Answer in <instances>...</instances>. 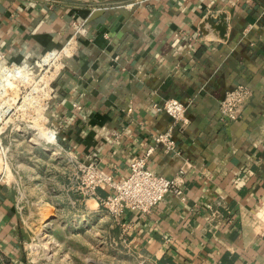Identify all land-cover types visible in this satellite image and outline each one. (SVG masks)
Segmentation results:
<instances>
[{
    "label": "crops",
    "instance_id": "1",
    "mask_svg": "<svg viewBox=\"0 0 264 264\" xmlns=\"http://www.w3.org/2000/svg\"><path fill=\"white\" fill-rule=\"evenodd\" d=\"M74 21L84 32L49 115L61 128L65 195L91 225L103 223L124 258L114 264H264V0H0V66L61 48ZM237 85L251 95L229 123L217 108ZM171 98L186 105L184 124L153 108ZM169 128L176 147L165 153L154 136ZM149 147L147 167L180 185L151 212L117 222L76 188L71 157L120 179ZM30 213L5 179L0 264H37Z\"/></svg>",
    "mask_w": 264,
    "mask_h": 264
},
{
    "label": "rangeland",
    "instance_id": "2",
    "mask_svg": "<svg viewBox=\"0 0 264 264\" xmlns=\"http://www.w3.org/2000/svg\"><path fill=\"white\" fill-rule=\"evenodd\" d=\"M42 57L14 62L27 66L10 74L11 63L0 66V145L7 160L6 179L30 207L27 253L37 264L123 261V255L113 254L107 244L103 223L91 225L81 205L65 195L66 172L58 151L61 128L49 115L54 95L50 88L59 78L62 62L42 66ZM45 206L47 219L41 215Z\"/></svg>",
    "mask_w": 264,
    "mask_h": 264
},
{
    "label": "built area",
    "instance_id": "3",
    "mask_svg": "<svg viewBox=\"0 0 264 264\" xmlns=\"http://www.w3.org/2000/svg\"><path fill=\"white\" fill-rule=\"evenodd\" d=\"M84 26V21H74L72 23V33L65 44L59 49L49 50L41 54L40 56L43 55L42 61L51 52L60 53L59 56L57 54L56 59L51 60L49 66L55 63L59 65L58 62H62L61 70H63L65 59L74 52L76 42L84 32ZM253 36H255V40H258L260 35L254 33ZM10 63L12 67L19 66L14 64V62ZM24 64L26 63L21 64V66ZM50 90L53 92V88H50ZM250 95L251 90L245 85H237L227 90L220 99L217 108L221 118L229 123L240 118ZM75 107L78 108V106ZM153 108L156 111L168 114L172 119L173 126L186 122V105L177 99H167L160 104L154 105ZM154 142L155 145L162 146L165 153L173 152L176 147L173 129L169 128L165 132L156 134ZM153 152L154 148L149 147L144 155L133 156L129 163L128 174L120 179H114L111 174L102 172L93 162L87 163L71 157V162L77 169L75 177L76 188L83 196L95 198L99 206L117 222H120L125 212L147 214L167 194L180 193V185L175 179L157 174L147 167V160ZM0 154L2 155H0L1 184L6 179L8 168L6 156L1 145ZM99 189H106L108 191L106 196H99L97 193ZM125 230V228L122 230L123 238L127 235Z\"/></svg>",
    "mask_w": 264,
    "mask_h": 264
},
{
    "label": "bare ground",
    "instance_id": "4",
    "mask_svg": "<svg viewBox=\"0 0 264 264\" xmlns=\"http://www.w3.org/2000/svg\"><path fill=\"white\" fill-rule=\"evenodd\" d=\"M57 54H58V56L60 55V53H57V52H51V53H49L46 57H45V59L41 62V65L42 66H48V64L47 63H51V60H54V59H56L57 58ZM26 64H24V65H19V66H14V67H12V69L10 70V72L7 70V72H9V74L12 72V70H15V69H23V68H26ZM48 208V206H45V208L44 209H46L45 211H42L41 213V215H42V218L43 219H47L48 218V216H50L49 215V210L47 209ZM45 212V213H44Z\"/></svg>",
    "mask_w": 264,
    "mask_h": 264
},
{
    "label": "water",
    "instance_id": "5",
    "mask_svg": "<svg viewBox=\"0 0 264 264\" xmlns=\"http://www.w3.org/2000/svg\"><path fill=\"white\" fill-rule=\"evenodd\" d=\"M97 11H101V10H97Z\"/></svg>",
    "mask_w": 264,
    "mask_h": 264
}]
</instances>
